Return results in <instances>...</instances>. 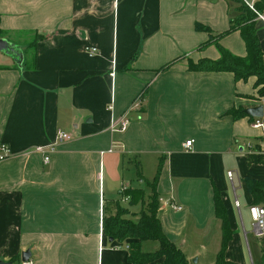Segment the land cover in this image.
<instances>
[{"label":"crops","instance_id":"1","mask_svg":"<svg viewBox=\"0 0 264 264\" xmlns=\"http://www.w3.org/2000/svg\"><path fill=\"white\" fill-rule=\"evenodd\" d=\"M238 1L259 8L253 29L264 68V0ZM239 2L0 0V38L22 54L17 67L0 53V145L9 150L0 160V261L18 264L28 250L32 264H129L126 244L108 242L101 221L116 204L137 213L121 190L142 189L147 203L137 175L151 182L158 167L155 214L167 240L190 264H214L216 192L230 232L224 259L247 264L245 237L262 239L245 180L263 183V203L264 124L253 129L255 119L229 112L261 106L263 114L264 97H255L253 78L187 69L188 60H217L220 48L244 56L239 31L217 37ZM122 117L126 129L110 131ZM57 131L71 140L58 143ZM46 145L54 149L44 164L31 149ZM145 242L140 251L157 248Z\"/></svg>","mask_w":264,"mask_h":264},{"label":"trees","instance_id":"2","mask_svg":"<svg viewBox=\"0 0 264 264\" xmlns=\"http://www.w3.org/2000/svg\"><path fill=\"white\" fill-rule=\"evenodd\" d=\"M239 2L238 0H235ZM240 7L236 8L239 13L237 17L229 22L228 29L220 37L231 31H239L240 37L244 44L245 54L243 57H235L227 53L223 49H219V58L217 60L200 59L195 63L187 61V69L189 71L201 72H227L230 73L235 82H245L249 78H253L252 88L256 98L264 97V68L262 65L263 53L259 48L257 38L253 29V21L256 18L255 12L259 13L256 5L251 10L239 2ZM197 30H204L200 26H195ZM42 39L36 35L35 41ZM209 38L206 43H212ZM32 43V42H31ZM164 68V67H163ZM233 119L239 117H247L243 114V109H231L229 112ZM248 119L251 121L253 118ZM264 124V112L261 117ZM250 157L247 163H250ZM158 173V167L156 175ZM155 175V179H156ZM137 178L144 183V188L149 192L148 202H144V190L129 189L123 191L122 196L128 197V204L137 203L140 208L137 213L129 214L125 207L116 204L114 214L104 216L101 221L103 235L117 243H125L127 246L126 260L129 264H148L157 259H161L162 264H190L182 254V252L167 238L161 231L159 221L155 211L158 207V197L154 191L155 179L151 182H144L140 175ZM245 184L253 198V204L261 198L263 192V183L245 180ZM214 210L216 216L221 219L222 236L220 248L215 256L214 264H229L224 259V251L227 241L230 238V232L226 227L225 214L219 197L216 192L213 194ZM251 204V205H253ZM143 241H153L157 244V248L151 252H142L139 245Z\"/></svg>","mask_w":264,"mask_h":264},{"label":"built area","instance_id":"3","mask_svg":"<svg viewBox=\"0 0 264 264\" xmlns=\"http://www.w3.org/2000/svg\"><path fill=\"white\" fill-rule=\"evenodd\" d=\"M249 8L253 10L252 6H249ZM255 15L257 18L262 19L259 13L255 12ZM85 54L88 57H91L96 54V49L95 48H85ZM138 104H139V100L137 99L133 102L132 107H136ZM127 124H128V119L126 117H122L118 120V122L111 124L109 129L112 132L122 133L126 129ZM250 127L253 129H261L263 127V124L259 119H255L250 124ZM55 140L58 143H63V142H67L71 140V136L65 132L57 131L55 134ZM191 142H192L191 140L186 141L183 144V147L185 149H188ZM53 149H54V145H46V146H36L32 148L31 151L34 153L41 154L42 162L46 164L48 161V154L52 152ZM8 156H9V150L7 149L5 145L1 144L0 145V160H3ZM227 177L230 178V173L227 174ZM121 191H124V190H121ZM127 199H128L127 196H123L121 198V201H127ZM167 205L174 211L181 210V207L179 205H175L173 202H168ZM247 214L252 223L253 233L255 237L257 239H264V202L261 204L249 205L247 208ZM125 248L127 249V246H125ZM18 264H32V261L28 257L25 261H20Z\"/></svg>","mask_w":264,"mask_h":264},{"label":"water","instance_id":"4","mask_svg":"<svg viewBox=\"0 0 264 264\" xmlns=\"http://www.w3.org/2000/svg\"><path fill=\"white\" fill-rule=\"evenodd\" d=\"M0 53L9 57L17 67H20L22 54L19 46L13 45L5 39L0 38ZM243 114L249 118L260 119L262 117V107L255 106L251 108H246L243 110ZM108 242H112L111 239H107ZM29 257V252L26 250L21 254V261H25ZM194 263V260H192ZM0 264H10V262L0 261Z\"/></svg>","mask_w":264,"mask_h":264},{"label":"rangeland","instance_id":"5","mask_svg":"<svg viewBox=\"0 0 264 264\" xmlns=\"http://www.w3.org/2000/svg\"><path fill=\"white\" fill-rule=\"evenodd\" d=\"M31 40H32V36H30L29 39H27L26 41H28L27 43H31ZM149 197H150V194H149ZM253 239H254V242L252 245ZM144 244L145 245L142 248L150 250L152 244H156V243L148 241V242H145ZM244 245H245V256H246L247 264H264V252H263L264 251V239L256 240L254 237H252V234H248V237L246 236L244 239Z\"/></svg>","mask_w":264,"mask_h":264}]
</instances>
